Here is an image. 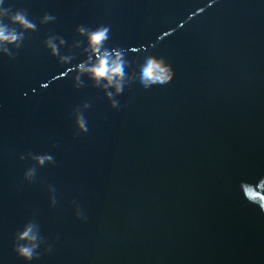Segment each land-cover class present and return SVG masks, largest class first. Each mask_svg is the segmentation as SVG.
Wrapping results in <instances>:
<instances>
[{
  "label": "water",
  "instance_id": "obj_1",
  "mask_svg": "<svg viewBox=\"0 0 264 264\" xmlns=\"http://www.w3.org/2000/svg\"><path fill=\"white\" fill-rule=\"evenodd\" d=\"M5 6L35 30L6 21L23 39L0 53V264H28V225L31 264H264V0ZM99 26L104 48L137 49L130 89L76 70L78 29ZM150 56L173 81L144 87Z\"/></svg>",
  "mask_w": 264,
  "mask_h": 264
},
{
  "label": "clouds",
  "instance_id": "obj_2",
  "mask_svg": "<svg viewBox=\"0 0 264 264\" xmlns=\"http://www.w3.org/2000/svg\"><path fill=\"white\" fill-rule=\"evenodd\" d=\"M6 0H0V53L8 54L7 45L14 44L17 48L20 47V42L23 39L22 33H18L14 28H9L8 22L14 25H19L23 30H35V24L32 23L26 13L21 10L12 12L10 7H6ZM51 17H45V20ZM81 35H85L88 41V59L80 63L76 70L79 75H88L98 87L107 89L115 87L117 92L123 88H131L133 83L134 57L131 53L137 49L131 48L128 50L113 49L109 51L104 48L105 42L108 40L109 28L99 26L95 30H87L84 27L78 29ZM63 43V41H61ZM49 48L53 55L58 54L57 46L49 41ZM103 49V50H102ZM95 57L93 61L92 57ZM62 61L67 62V58L62 57ZM79 75L77 80H79ZM174 72L172 67L163 59L156 56L148 57L145 65L140 73V81L145 88H150L157 84H167L173 81ZM111 96V93H108ZM77 128L82 133H87L88 128L84 119L81 116L77 117ZM45 161H51L50 156L37 157V162L43 164ZM32 172L27 173V177H31ZM18 243L14 246V251L19 258L31 264L34 259V254L39 246V236L32 225H28L16 237ZM23 241V243H19Z\"/></svg>",
  "mask_w": 264,
  "mask_h": 264
}]
</instances>
